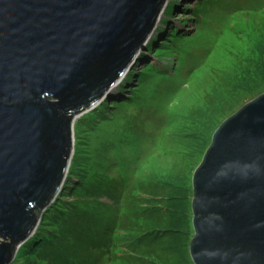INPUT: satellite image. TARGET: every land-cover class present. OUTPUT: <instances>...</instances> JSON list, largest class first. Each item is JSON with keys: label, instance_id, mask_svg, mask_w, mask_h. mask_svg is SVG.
<instances>
[{"label": "water", "instance_id": "obj_1", "mask_svg": "<svg viewBox=\"0 0 264 264\" xmlns=\"http://www.w3.org/2000/svg\"><path fill=\"white\" fill-rule=\"evenodd\" d=\"M167 0H0V264L69 175L77 117L144 48ZM193 264H264V94L216 131L192 178Z\"/></svg>", "mask_w": 264, "mask_h": 264}, {"label": "rangeland", "instance_id": "obj_2", "mask_svg": "<svg viewBox=\"0 0 264 264\" xmlns=\"http://www.w3.org/2000/svg\"><path fill=\"white\" fill-rule=\"evenodd\" d=\"M175 32L180 37L173 42ZM263 46L264 0H167L144 48L122 80L95 109L75 120L73 154L78 138L80 147L90 152L87 155L99 152L98 172L117 181L121 176L129 180V186H121L117 191L166 175L178 149L184 150L186 143L197 140L202 131V141L212 143L214 134L227 119L259 97L240 105L214 132L206 133L208 122L203 117L207 99L213 95L223 99L214 85L221 78H243L244 66L261 60ZM151 65L150 74L141 76L142 69ZM133 73L140 79L131 78ZM127 101L128 107L114 104ZM84 116L87 123L81 124L79 130ZM134 116L138 117L140 135L126 140L128 134L134 133ZM89 125L96 127L90 129ZM112 145V151L106 152ZM69 176L71 179L65 185L80 184L77 174L71 176L70 169ZM65 192L63 188L58 199L73 202L63 196ZM26 242L17 247L12 264L27 263L19 255Z\"/></svg>", "mask_w": 264, "mask_h": 264}, {"label": "trees", "instance_id": "obj_3", "mask_svg": "<svg viewBox=\"0 0 264 264\" xmlns=\"http://www.w3.org/2000/svg\"><path fill=\"white\" fill-rule=\"evenodd\" d=\"M178 37L175 32L171 40L176 42ZM261 60L244 66L243 78H221L214 85L223 99L216 95L207 99L203 117L208 122L207 134L240 105L264 94V50ZM152 69V65L144 67L141 76H148ZM131 78L140 79L134 73ZM114 104L128 107L129 101ZM133 118L134 133L126 140L140 135L138 117ZM86 120V116L80 119L79 130ZM92 127L96 126L89 125ZM203 138L204 131L199 140L187 142L184 150L178 149L166 175L121 191L116 189L129 186L128 178L121 176L117 181L98 172L99 152L87 155L90 152L80 147L78 138L70 172L71 176L77 174L80 184L65 185L63 195L73 202L62 198L45 211L35 209L40 226L19 255L26 258V264H193L189 252L194 237L191 180L211 144ZM112 147L108 146L106 152ZM102 199L109 202L102 203Z\"/></svg>", "mask_w": 264, "mask_h": 264}]
</instances>
